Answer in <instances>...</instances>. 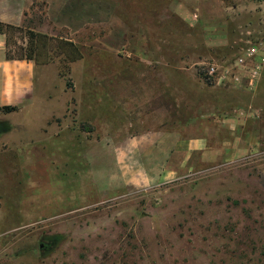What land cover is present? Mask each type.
Masks as SVG:
<instances>
[{
  "label": "rangeland",
  "instance_id": "rangeland-1",
  "mask_svg": "<svg viewBox=\"0 0 264 264\" xmlns=\"http://www.w3.org/2000/svg\"><path fill=\"white\" fill-rule=\"evenodd\" d=\"M12 1L7 53L46 70L0 113V264H264V0ZM218 102L253 108L205 124ZM157 123L210 154L167 174Z\"/></svg>",
  "mask_w": 264,
  "mask_h": 264
},
{
  "label": "crops",
  "instance_id": "crops-1",
  "mask_svg": "<svg viewBox=\"0 0 264 264\" xmlns=\"http://www.w3.org/2000/svg\"><path fill=\"white\" fill-rule=\"evenodd\" d=\"M25 10V7L19 5V3H15L12 0H0V23L5 25H19L20 21H16L15 16L20 15L19 10ZM169 9L172 11H176L179 15L184 17L185 19L191 20L192 13L189 8L186 6L185 2H181L179 0H172L169 3ZM5 11V12H4ZM112 23L111 26H120L122 24L119 17L116 15L111 18ZM116 30H110L108 33L109 36H112ZM105 37V38H107ZM106 43H110V41H106ZM46 67L37 66L32 61L27 60H7L6 59V41L3 35H0V107L10 106V107H24L30 106L33 104L36 99V86L39 84L44 85L43 73L45 72ZM230 69H225L222 71L221 78L218 82H223L226 84V80L235 84L234 80H239L237 76L232 77L233 72L229 71ZM253 70L240 71L239 74L243 75L244 79L247 82V87L255 89L260 82V74L256 75L255 82L251 85L248 78L252 77L251 74ZM231 72L230 75H228ZM252 72V73H251ZM234 78V79H233ZM3 84V85H2ZM254 91V90H253ZM255 91L252 93L254 94ZM39 97V96H38ZM253 104V103H252ZM252 104L251 102L246 106L249 107V110L238 111V106L232 103H217L216 109L214 113H207V106L203 105L202 109H199L202 113L199 114L200 120L204 121L206 124L207 116L210 118H215L216 121H220V123L231 124L238 123L243 119H246L248 113L252 112ZM20 109V110H21ZM242 109V108H241ZM19 110V109H18ZM226 126V125H225ZM222 127V126H221ZM159 124L156 126V133L153 134L154 138H159V140L155 143L154 146L158 147L156 150H152L151 153H170L173 155L171 160L167 162L166 170L167 174H183L186 169L190 170L191 168V159L193 157L206 160L207 155L210 154V150H208L207 140L204 136V133L196 138H191L190 133H187L188 136H185L183 133L179 134L175 133L172 130H158ZM161 132V133H160ZM138 137H143L142 135H138ZM141 143L140 145H142ZM139 145V146H140ZM138 152H146L143 149L138 150ZM175 156H182V160H176Z\"/></svg>",
  "mask_w": 264,
  "mask_h": 264
},
{
  "label": "trees",
  "instance_id": "trees-1",
  "mask_svg": "<svg viewBox=\"0 0 264 264\" xmlns=\"http://www.w3.org/2000/svg\"><path fill=\"white\" fill-rule=\"evenodd\" d=\"M10 29H12L11 26L5 25L3 23H0V35H3V36L6 35L7 31L10 30ZM7 49H8V45H7V41H6V59L7 60H24L22 58H12V57H10L9 54L7 53ZM78 58H79L78 56L75 57V55H73L71 57L70 56L66 57V61H68L69 63H73L76 60H78ZM26 60L32 61L31 58H27ZM17 110H18V108L10 107V106L0 107V113H11V112H16ZM6 131H7L6 129H4L3 131L1 129L0 130V134L4 133Z\"/></svg>",
  "mask_w": 264,
  "mask_h": 264
},
{
  "label": "built area",
  "instance_id": "built-area-1",
  "mask_svg": "<svg viewBox=\"0 0 264 264\" xmlns=\"http://www.w3.org/2000/svg\"><path fill=\"white\" fill-rule=\"evenodd\" d=\"M255 54H256V49H251V50H248V51H247V56H248L249 58L254 57ZM260 61H261V63H259L260 65H258V66L256 65L255 68H260V67H262V65L264 64V59H260ZM220 73H221V72H219V69L216 68V67H211L210 69H208V75H209L210 77H215V76H217V80H218V81H219L220 78L222 77ZM257 74H258V73L255 72V73H254V76L252 75V77H255ZM249 83H250V85H251L253 82H249Z\"/></svg>",
  "mask_w": 264,
  "mask_h": 264
},
{
  "label": "flooded vegetation",
  "instance_id": "flooded-vegetation-1",
  "mask_svg": "<svg viewBox=\"0 0 264 264\" xmlns=\"http://www.w3.org/2000/svg\"><path fill=\"white\" fill-rule=\"evenodd\" d=\"M42 246V245H41Z\"/></svg>",
  "mask_w": 264,
  "mask_h": 264
}]
</instances>
